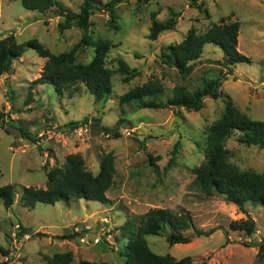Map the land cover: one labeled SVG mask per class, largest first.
Returning a JSON list of instances; mask_svg holds the SVG:
<instances>
[{
	"label": "rangeland",
	"instance_id": "1",
	"mask_svg": "<svg viewBox=\"0 0 264 264\" xmlns=\"http://www.w3.org/2000/svg\"><path fill=\"white\" fill-rule=\"evenodd\" d=\"M78 13L85 0H59ZM90 16L92 40L113 43L106 65L113 70V89L106 99L96 101L85 84L78 82L63 94L50 84L35 83L46 59L32 48L14 61L13 72L0 75V111L19 120L32 138L26 139L18 128L0 127V186H16L15 203L9 209L0 201V264H41L47 256L72 251L73 263L83 260L126 264L121 254L127 236L121 226L153 208L188 211L196 228L210 235L193 236L189 243L170 245L166 235L149 234L146 239L158 254L176 259L190 256L191 264H264L257 246L264 239V205L246 203L241 209L221 194L206 196L193 184L195 168L205 161L207 128L219 119L231 98L234 105L253 119L264 120V0H151L140 5L136 0L119 4L115 18L104 8L108 0H97ZM46 13L25 9L21 0H0V39L13 34L24 43L37 38L54 53L68 51L82 37L73 25L60 32L55 9ZM172 11L181 12L173 30L150 39L153 16L166 21ZM241 23L237 49L249 61L226 66L225 52L207 44L189 76L161 59L162 50L184 39L194 27L203 33L213 23ZM94 47L80 51L77 61L89 62ZM123 59L136 75L125 80L120 71ZM222 76V95H206L200 109L184 106L144 108L136 102L120 103V96L149 81L158 79L163 91L158 101L174 95L177 85L194 91L205 79ZM30 98V103H27ZM8 117V116H7ZM87 121L77 127L70 122ZM102 126L109 128L108 132ZM234 132L226 142L229 160L243 170L264 172V149L238 141ZM80 154L86 167L98 173L104 155L115 157L116 173L107 195L110 202L84 198L55 204L37 203L29 209L21 200L22 186L46 188L48 169L61 166L67 155ZM153 156L150 161L149 154ZM252 218V235L234 229L235 220ZM19 224L33 234L19 236ZM71 234L68 238H57Z\"/></svg>",
	"mask_w": 264,
	"mask_h": 264
},
{
	"label": "trees",
	"instance_id": "2",
	"mask_svg": "<svg viewBox=\"0 0 264 264\" xmlns=\"http://www.w3.org/2000/svg\"><path fill=\"white\" fill-rule=\"evenodd\" d=\"M129 0H108L103 6L115 18L116 7ZM140 5L151 0H136ZM193 4L201 10L203 2ZM25 9L46 13L55 9V15L63 17L58 24L60 32L77 25L82 31L81 39L68 51L54 53L37 38H32L24 43L18 42L15 35L10 34L0 39V75L13 72V64L23 56L29 48L34 49L39 56L46 59L40 77L35 83L50 84L58 94H63L78 82L85 84L88 91L96 101L106 99L113 89V70L106 65V58L113 47V43L106 38L92 40L90 16L93 9L100 8L97 0H85L80 12L75 13L64 6L59 0H21ZM181 12L172 11L171 17L166 21H159L153 16V24L150 28V39H157L159 35L168 30L175 29ZM241 23L239 21L230 23H213L207 31L197 33L192 27L184 39L178 43L170 44L167 49L162 50L161 59L168 66L176 68L183 77H187L193 71L194 65L204 52L207 44H214L225 52L226 66L235 63L249 61L250 58L237 49L238 36ZM87 46L94 47V56L87 63L77 61L80 51ZM119 71L125 75V80L136 75V70L120 59ZM229 66V67H230ZM223 77L205 79L203 85L194 91L177 85L174 88L173 97L166 101H158L157 95L163 91V85L158 79L149 81L141 86L131 88L120 96V103L136 102L141 107L162 108L169 106H184L187 109H200L204 105L203 98L211 95L219 98L222 95L220 87ZM30 103V98L27 100ZM8 116V117H7ZM70 122L77 127L87 121ZM11 125L18 128L22 135L32 141L36 138L20 124L19 120L11 119L10 116L0 111V127ZM105 132L109 131L107 126H102ZM208 135L205 147V161L195 168L193 184L206 196L221 194L226 201L234 203L241 209L246 203L264 205V172L243 170L229 160L230 150L226 146L227 139L234 133L239 132L238 141L246 145H255L264 149V120L253 119L246 113L241 112L228 100L223 115L207 128ZM149 154L150 161L153 156ZM47 186L40 188L35 186H22L21 200L23 205L29 209L35 208L36 204H55L58 201L69 202L73 199L84 198L87 201H99L109 203L110 198L107 191L111 187L116 173L115 157L112 153L103 156L98 173H93L86 167L85 159L76 153L67 155L61 166L48 169ZM16 186L7 184L0 186V201L5 208L9 209L15 203ZM232 228L240 229L252 235L256 230V221L252 218L235 220L231 223ZM19 236L33 234L29 227L19 224ZM122 234L127 236V242L122 244L121 254L126 257V264H191L190 256L176 259L171 254H158L148 244L146 235L165 234L170 245L178 243H189L193 236L186 235L189 230H194L197 237L210 235L215 229L204 231L196 228L194 220L188 211L175 212L169 208H153L140 217L139 225L134 221L127 220L122 226ZM71 234L57 236V238H68ZM257 246L260 256L264 257V239ZM0 251L7 255L8 250L0 246ZM41 264H74L73 252L64 251L47 256ZM81 264H108L105 261L83 260Z\"/></svg>",
	"mask_w": 264,
	"mask_h": 264
}]
</instances>
